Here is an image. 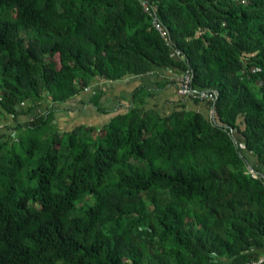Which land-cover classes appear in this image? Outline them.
Listing matches in <instances>:
<instances>
[{
	"label": "trees",
	"instance_id": "1",
	"mask_svg": "<svg viewBox=\"0 0 264 264\" xmlns=\"http://www.w3.org/2000/svg\"><path fill=\"white\" fill-rule=\"evenodd\" d=\"M154 69L216 98L165 113L141 84L101 127L53 123ZM0 122V264L264 257V0H0Z\"/></svg>",
	"mask_w": 264,
	"mask_h": 264
},
{
	"label": "crops",
	"instance_id": "2",
	"mask_svg": "<svg viewBox=\"0 0 264 264\" xmlns=\"http://www.w3.org/2000/svg\"><path fill=\"white\" fill-rule=\"evenodd\" d=\"M173 76L169 70L154 69L143 76H127L115 81L96 79L89 87L65 103L51 107L45 102L44 106L53 110V123L59 131H69L79 125L101 127L110 118L124 113L130 102L131 93L139 85L144 84L154 89V96L147 101L149 107L167 113L184 104L187 108L203 112L204 105L178 99L174 85L168 84L164 89L156 90V85L161 83L159 81L171 80ZM95 96L98 106L104 112L98 111L91 101ZM24 119L25 116L21 117V120Z\"/></svg>",
	"mask_w": 264,
	"mask_h": 264
},
{
	"label": "built area",
	"instance_id": "3",
	"mask_svg": "<svg viewBox=\"0 0 264 264\" xmlns=\"http://www.w3.org/2000/svg\"><path fill=\"white\" fill-rule=\"evenodd\" d=\"M155 27L158 31L161 32V34L163 36L165 35V33L161 30V28L157 22L155 23ZM174 53H175V55H179L178 51H175ZM175 94L179 98H181L183 101L184 100H188V101L198 100L202 103L213 102L216 98L214 91L199 90L196 88L195 89L192 88V86H191V74L190 73H185L179 78V80L177 82V87L175 89ZM10 119H11V117H10ZM9 122H10V120H9ZM9 122L7 121L6 124H8ZM4 126H5V123L0 122V130H2ZM247 264H264V257H260L258 260L252 261V262L247 263Z\"/></svg>",
	"mask_w": 264,
	"mask_h": 264
},
{
	"label": "rangeland",
	"instance_id": "4",
	"mask_svg": "<svg viewBox=\"0 0 264 264\" xmlns=\"http://www.w3.org/2000/svg\"><path fill=\"white\" fill-rule=\"evenodd\" d=\"M167 71V70H166Z\"/></svg>",
	"mask_w": 264,
	"mask_h": 264
}]
</instances>
